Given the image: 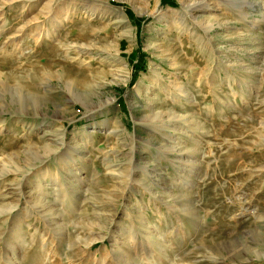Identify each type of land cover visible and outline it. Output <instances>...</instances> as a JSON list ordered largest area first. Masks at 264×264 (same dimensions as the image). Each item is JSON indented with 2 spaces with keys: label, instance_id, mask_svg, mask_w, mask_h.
<instances>
[{
  "label": "rangeland",
  "instance_id": "rangeland-1",
  "mask_svg": "<svg viewBox=\"0 0 264 264\" xmlns=\"http://www.w3.org/2000/svg\"><path fill=\"white\" fill-rule=\"evenodd\" d=\"M0 264H264V0H0Z\"/></svg>",
  "mask_w": 264,
  "mask_h": 264
}]
</instances>
